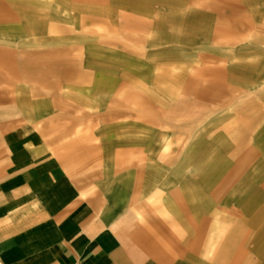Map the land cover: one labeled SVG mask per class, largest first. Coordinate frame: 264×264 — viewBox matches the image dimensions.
<instances>
[{
	"label": "rangeland",
	"instance_id": "rangeland-1",
	"mask_svg": "<svg viewBox=\"0 0 264 264\" xmlns=\"http://www.w3.org/2000/svg\"><path fill=\"white\" fill-rule=\"evenodd\" d=\"M0 50L57 57L52 81L0 83V110L36 104L62 164L146 150L139 214L172 264H221L239 230L227 264H264V0H0Z\"/></svg>",
	"mask_w": 264,
	"mask_h": 264
},
{
	"label": "crops",
	"instance_id": "crops-1",
	"mask_svg": "<svg viewBox=\"0 0 264 264\" xmlns=\"http://www.w3.org/2000/svg\"><path fill=\"white\" fill-rule=\"evenodd\" d=\"M8 57L0 50V83L8 86L62 73L55 56L15 63ZM11 110H0V264H172L139 214L145 149L117 146L99 154L97 172L74 171L57 148L43 144L36 104L29 111L22 105L19 117ZM257 147L264 158V141ZM199 231L202 246L203 226ZM239 233L221 243V264L238 261Z\"/></svg>",
	"mask_w": 264,
	"mask_h": 264
}]
</instances>
